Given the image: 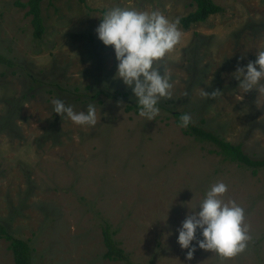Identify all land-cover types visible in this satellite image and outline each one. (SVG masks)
Instances as JSON below:
<instances>
[{
  "label": "rangeland",
  "instance_id": "rangeland-1",
  "mask_svg": "<svg viewBox=\"0 0 264 264\" xmlns=\"http://www.w3.org/2000/svg\"><path fill=\"white\" fill-rule=\"evenodd\" d=\"M27 1L0 0V220L33 263L264 264V169L175 115L264 158V0L188 29L192 0H44L41 39Z\"/></svg>",
  "mask_w": 264,
  "mask_h": 264
},
{
  "label": "trees",
  "instance_id": "trees-1",
  "mask_svg": "<svg viewBox=\"0 0 264 264\" xmlns=\"http://www.w3.org/2000/svg\"><path fill=\"white\" fill-rule=\"evenodd\" d=\"M44 0H28L27 2L19 3L20 6L27 8L26 14L31 16V23L33 25L34 31L33 35L37 39L43 38L45 32L44 20L41 13V2ZM85 2L86 0H80ZM192 3L196 5L194 11H191L189 14L182 16L179 19V23L185 29L191 27L192 24L198 22L206 21L211 15L222 12L224 8L216 4L213 0H192ZM0 63H9L12 65V62H9V59L4 55L0 54ZM100 94V91H97L94 96ZM154 102H143L136 103L134 105H129L128 109H136L141 111L142 109L150 108L154 105ZM179 119L177 121L182 123L185 121L187 134L194 135L200 139L208 140L211 143H214L218 146V151L223 155L225 160L236 161L240 164L246 165L252 168V171L256 174L260 169H264V158H254L250 156L243 148L241 144H233L229 141L223 140L216 133L209 131L205 127L191 123L186 112H177L175 113ZM185 119V120H184ZM104 240L107 247V251L104 253L106 258L112 260H125L124 250L119 247L117 240L114 238V233L116 230H113L110 222L106 221L104 227ZM0 238H5L8 240L9 248L12 250L14 255V261L16 264H34L32 260L31 246L28 241L17 238L10 233L7 226L0 220Z\"/></svg>",
  "mask_w": 264,
  "mask_h": 264
}]
</instances>
